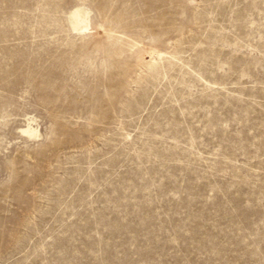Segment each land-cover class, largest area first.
<instances>
[{"label":"rangeland","instance_id":"rangeland-1","mask_svg":"<svg viewBox=\"0 0 264 264\" xmlns=\"http://www.w3.org/2000/svg\"><path fill=\"white\" fill-rule=\"evenodd\" d=\"M0 264H264V0H0Z\"/></svg>","mask_w":264,"mask_h":264},{"label":"bare ground","instance_id":"bare-ground-1","mask_svg":"<svg viewBox=\"0 0 264 264\" xmlns=\"http://www.w3.org/2000/svg\"><path fill=\"white\" fill-rule=\"evenodd\" d=\"M88 15V11L80 7L70 11L69 21L72 30L75 33L84 34L90 29L91 22H89ZM21 131L24 135L34 136V138L37 135V131L31 126L30 123H28L26 127L22 128Z\"/></svg>","mask_w":264,"mask_h":264}]
</instances>
